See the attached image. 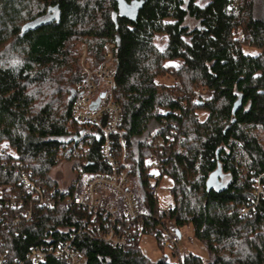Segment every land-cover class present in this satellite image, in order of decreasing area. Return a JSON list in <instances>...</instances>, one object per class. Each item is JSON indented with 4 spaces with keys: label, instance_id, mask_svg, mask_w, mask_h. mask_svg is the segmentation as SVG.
I'll return each instance as SVG.
<instances>
[{
    "label": "trees",
    "instance_id": "16d2710c",
    "mask_svg": "<svg viewBox=\"0 0 264 264\" xmlns=\"http://www.w3.org/2000/svg\"><path fill=\"white\" fill-rule=\"evenodd\" d=\"M195 1L0 0V144L12 149L0 150V187L20 189L13 161L58 192L63 188L50 173L60 162L71 164V193L82 176L109 172L96 127L73 118L68 97L84 76L74 45H84L95 68L103 61L101 50L113 43L112 99L134 197L155 227L163 216L148 190L145 161L157 155L162 177L171 182L166 218L178 231L190 225L207 252L205 260L185 254L176 263L166 257L152 263L138 247L123 251L76 234L84 264H264V200L253 209L250 204L254 178L264 174V0H239L235 8L231 0H208L203 7ZM186 18L198 25L188 27ZM158 36L166 38L161 48ZM7 57L14 65L4 67ZM164 77L173 83L159 82ZM45 82L56 84L50 95L60 96L57 106L32 91ZM200 88L209 91L208 99L195 95ZM199 111L206 114L202 121ZM170 122L178 126L172 135ZM160 128L163 152L148 143ZM213 173L217 181L210 184ZM250 207L252 214L243 215ZM2 211L0 239L18 259L30 247L74 235L88 219L64 205L36 209L31 222L13 221L17 210ZM144 234L158 240L153 229Z\"/></svg>",
    "mask_w": 264,
    "mask_h": 264
},
{
    "label": "built area",
    "instance_id": "2783aa9c",
    "mask_svg": "<svg viewBox=\"0 0 264 264\" xmlns=\"http://www.w3.org/2000/svg\"><path fill=\"white\" fill-rule=\"evenodd\" d=\"M238 3L239 0H231L230 8L237 7ZM238 36L243 41L240 33ZM114 46L113 43H107L102 51V64L91 72L88 71L76 83L71 111L78 123L96 127L103 141L101 155L110 167L109 172L82 176L84 182L76 192L71 193L68 188L58 192L56 189L47 188L37 176L22 168L18 161H13L11 168L19 176L21 187L15 191L10 185L0 187V221L5 218L2 211L5 208L17 210L18 214L12 218L13 221L31 222L36 209L51 210L58 205L83 211L88 214V219L81 220L74 235L71 233L63 240H48L30 247L20 259L11 258L4 241L0 239V264H41L48 259L63 261L64 264H84V256L74 245L76 234L126 251L138 247L140 237L144 231L150 229H153L161 248L171 250L175 258L182 259L178 249L180 234L173 221L166 218L168 209H159L163 217H156L155 227H150L151 217L147 208L134 197L131 169L126 161L128 153L118 129L119 109L112 99L113 74L110 66ZM101 94L104 95L102 98ZM173 114L179 115V111H174ZM161 123L165 125L166 122L162 120ZM167 125L169 135L174 134L177 124L170 122ZM162 132L164 133L162 128L152 131L148 143L163 152L166 140ZM115 138L119 141L117 148L114 147ZM145 164L150 169L148 190L156 195L157 185L162 178L161 171L164 170L155 154L149 155ZM262 180L264 174L254 178V197L250 200L252 209L260 200H264ZM242 213L250 216L251 207L243 209Z\"/></svg>",
    "mask_w": 264,
    "mask_h": 264
},
{
    "label": "rangeland",
    "instance_id": "374dc122",
    "mask_svg": "<svg viewBox=\"0 0 264 264\" xmlns=\"http://www.w3.org/2000/svg\"><path fill=\"white\" fill-rule=\"evenodd\" d=\"M207 2L208 0H196L195 4L199 7H203ZM185 25H187L190 28H194L198 25V23L191 18H186ZM165 41H166L165 37H160V36L156 37V43L160 48L163 46ZM185 41H188V39H185ZM104 48L101 50V55ZM245 51L250 54L256 53L255 50H251V49H245ZM71 53L76 59V65L78 66V68H80L83 71L84 73L83 77H85L88 74V71L91 72L92 70L96 69L98 66L102 64L100 63L95 68H92L90 66L89 58L87 56L86 49L83 44L76 43L74 47L71 49ZM8 57L5 60V62L6 61L7 62L4 64V67L14 65L12 64L13 60L12 59L8 60ZM2 65L3 63H1V66ZM159 82L167 85H171L173 83V79L169 77H164L163 79H160ZM55 87L56 84L54 85V87L53 86L51 87V82L50 83L45 82L43 84H38L35 87H33L32 91L34 92V90H38L39 93L43 95L44 98L46 97L45 99H47V101L57 106V104L60 103V101H58L59 100L58 97L60 96L58 95V97H55V93L53 96L50 95L51 92L55 90ZM195 93L196 96L198 97L200 96L201 99L203 100L208 99L210 95L209 91L205 88L197 89ZM197 115L199 119L202 121L204 120L206 114L204 112L199 111L197 112ZM0 150L12 153V149L5 142L0 144ZM70 168H71L70 163L60 162L56 167H54V169L50 173L51 177L58 183V185L61 188H66L69 185L70 181H72L73 179V176L70 172ZM216 179H217V175L216 173H213L211 179H209V183L215 184L217 181ZM83 182H84V177L81 178V181L79 183L80 188L82 187ZM150 182L154 184V181L151 180ZM170 187H171L170 179L166 176H163L157 185V192H156L158 208L162 211L168 209L172 205V198L169 193ZM178 232L180 234L178 249L181 258H183L185 254H192L194 256L200 257L203 260L207 258V252L203 244L194 237L193 229L190 225L179 228ZM138 248L140 249L142 254L152 263L157 262L163 257H166V260L170 263H176L178 260L172 255L171 250L161 248L159 246L158 240L155 239L152 234H143L139 239Z\"/></svg>",
    "mask_w": 264,
    "mask_h": 264
},
{
    "label": "water",
    "instance_id": "95a60500",
    "mask_svg": "<svg viewBox=\"0 0 264 264\" xmlns=\"http://www.w3.org/2000/svg\"><path fill=\"white\" fill-rule=\"evenodd\" d=\"M104 95L103 94H101V96H100V98H102ZM72 100V95H70L69 97H68V101L70 102ZM235 108H233V114L235 113Z\"/></svg>",
    "mask_w": 264,
    "mask_h": 264
},
{
    "label": "bare ground",
    "instance_id": "6f19581e",
    "mask_svg": "<svg viewBox=\"0 0 264 264\" xmlns=\"http://www.w3.org/2000/svg\"><path fill=\"white\" fill-rule=\"evenodd\" d=\"M71 95H72V99H73V96H74V91H73V93H72Z\"/></svg>",
    "mask_w": 264,
    "mask_h": 264
}]
</instances>
